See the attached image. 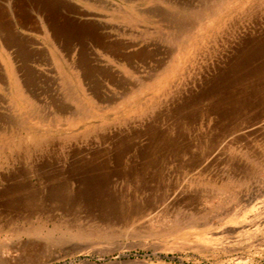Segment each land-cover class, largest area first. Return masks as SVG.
<instances>
[{"label":"rangeland","instance_id":"1","mask_svg":"<svg viewBox=\"0 0 264 264\" xmlns=\"http://www.w3.org/2000/svg\"><path fill=\"white\" fill-rule=\"evenodd\" d=\"M201 2L0 0V264H264V0Z\"/></svg>","mask_w":264,"mask_h":264},{"label":"bare ground","instance_id":"2","mask_svg":"<svg viewBox=\"0 0 264 264\" xmlns=\"http://www.w3.org/2000/svg\"><path fill=\"white\" fill-rule=\"evenodd\" d=\"M23 1V0H22ZM200 2H201V0H200ZM23 3V2H22ZM202 3V2H201ZM200 3V4H201ZM206 3V2H205ZM218 4V3H217ZM199 5V4H198ZM202 5V4H201ZM205 5V4H204ZM212 5V4H211ZM184 6V5H183ZM186 6V5H185ZM21 8V7H20ZM174 8V7H173ZM200 8V7H199ZM203 8V7H202ZM208 8V7H207ZM176 9V8H175ZM191 9H193V8H191ZM205 9V8H204ZM22 10H23V8H22ZM180 11H181V9H179ZM188 10V9H187ZM179 11V12H180ZM190 11V10H189ZM28 12V11H27ZM47 12V11H46ZM183 12V11H182ZM188 12V11H187ZM192 12V11H191ZM219 12V11H218ZM18 13V12H17ZM169 13V12H168ZM207 13V12H206ZM20 14V13H19ZM30 14V13H29ZM29 14H26V16H24V18H29ZM183 14V13H182ZM218 14V13H217ZM21 15V14H20ZM49 15L51 16V14L49 13ZM49 15L47 14L46 16H47V20H50V23L51 22H53V17H52V19H51V17H49ZM169 15V14H168ZM173 15V14H172ZM193 15H195V14H193ZM203 15H204V13H203ZM166 16V15H165ZM179 16V15H178ZM177 16V17H178ZM45 17V16H44ZM200 17V16H199ZM31 18H32V16H31ZM50 18V19H49ZM182 18V17H181ZM195 18V17H194ZM17 19V18H16ZM174 19H175V17H174ZM193 19V18H192ZM192 19H190V20H192ZM196 19V18H195ZM23 20V19H22ZM20 21V24H22V22L24 21ZM173 20V19H172ZM211 20V19H210ZM196 21V20H195ZM31 22V21H30ZM64 23V22H63ZM173 23V22H172ZM175 23V22H174ZM185 23H186V21H185ZM18 25H19V23H17ZM24 24V23H23ZM183 24H184V22H183ZM28 25V24H27ZM166 25V24H165ZM164 25V26H165ZM175 25V24H174ZM182 25V24H181ZM169 26V25H168ZM21 27V26H20ZM23 27V26H22ZM175 27V26H174ZM181 27V26H180ZM189 27V26H188ZM4 28V27H3ZM25 28V27H24ZM165 28V27H164ZM177 28H179V27H177ZM26 29V28H25ZM172 29V28H171ZM189 29V28H188ZM2 30V29H1ZM28 30V29H27ZM181 30V29H180ZM187 30V29H186ZM185 31V30H184ZM37 32V31H36ZM181 33V32H180ZM182 34V33H181ZM55 36V35H54ZM71 36V35H70ZM8 37V36H7ZM15 37V36H14ZM256 37V36H255ZM196 38V37H195ZM62 39V38H61ZM175 40V39H174ZM28 41V40H27ZM253 41V40H252ZM59 42V41H58ZM2 43V42H1ZM193 43V42H192ZM259 44V43H258ZM264 44V43H263ZM262 44V45H263ZM192 45V44H191ZM12 46V45H11ZM253 46V45H252ZM10 47V46H9ZM77 47V46H76ZM239 47V46H238ZM263 48V47H262ZM192 49V48H191ZM15 52V51H14ZM172 52V51H171ZM263 52V51H262ZM191 53H192V51H191ZM254 53V52H253ZM257 53H259V51L257 52ZM19 54V53H18ZM17 54V55H18ZM255 54V53H254ZM264 57V56H263ZM254 60V59H253ZM248 61V60H247ZM263 62V61H262ZM77 64V63H76ZM163 65V64H162ZM73 66H74V64H73ZM80 66V65H79ZM247 66V65H246ZM260 66V65H259ZM157 67V66H156ZM234 67V66H233ZM239 67V66H238ZM73 68V67H72ZM223 68V67H222ZM259 69V68H258ZM14 70V69H13ZM232 70V69H231ZM236 70V69H235ZM251 70V69H250ZM261 70V69H260ZM19 71V70H18ZM79 71H81V68H80V70ZM234 71V70H233ZM232 71V72H233ZM242 71V70H241ZM78 72V71H77ZM255 72H257V71H255ZM28 73V72H27ZM81 73V72H80ZM241 73V72H240ZM240 73H238V75L240 74ZM79 74V73H78ZM154 74V73H153ZM247 74V73H246ZM70 75V74H69ZM80 75V74H79ZM243 76V75H242ZM218 77V76H217ZM24 78V77H23ZM26 78V77H25ZM24 78V79H25ZM32 78V77H31ZM219 78V77H218ZM229 78V77H228ZM2 79V78H1ZM241 80V79H240ZM7 81V80H6ZM25 81V80H24ZM225 81V80H224ZM229 81V80H228ZM227 81V82H228ZM263 82H264V80H262ZM239 82V81H238ZM7 83V82H6ZM25 83V82H24ZM216 83V82H215ZM262 83V82H261ZM140 84V83H139ZM239 84H241L240 86H242V88H243V86H245V83L244 82H242L241 81V83H239ZM257 84V83H256ZM264 85V84H263ZM137 86V85H136ZM223 86V85H222ZM227 86V85H226ZM12 87V86H11ZM28 87V86H27ZM118 87V86H117ZM237 87V86H236ZM90 88V87H89ZM226 88V87H225ZM257 88H259V89H253L254 90V93H252L253 95H247L246 97H244L243 99H235V98H233L232 99V106H228V107H223L222 108V106H220V107H217L218 109L217 110H219L220 111V113L222 114H220V116H222L223 118H226V117H234V116H238L239 114H241V111L242 110H244V109H246V107H249V106H252L253 104H255V103H257V98L259 97V96H264V89H261V87H257ZM238 89V88H237ZM236 89V90H237ZM248 89H249V87H248ZM251 89H252V87H251ZM211 90V89H210ZM250 90V89H249ZM260 90V91H259ZM11 91V90H10ZM213 91V90H212ZM216 91V90H215ZM239 91V92H238ZM237 91V94H239V93H243L244 92V90L243 91H240V90H238ZM125 92V91H124ZM232 92V91H231ZM13 97L16 99V101H20L21 100V94H20V90L19 89H17V88H14V90H13ZM214 94V93H213ZM233 94V93H232ZM206 95H207V93H206ZM242 95V94H241ZM243 95H245V93H243ZM141 96V95H140ZM209 96V95H208ZM242 97V96H241ZM13 98V99H14ZM8 99V98H7ZM60 99V98H59ZM51 100V99H50ZM80 100V99H79ZM194 100V99H193ZM253 100V101H252ZM6 101V100H5ZM63 101V100H62ZM70 101V100H69ZM78 101V100H77ZM262 101V100H261ZM51 102V101H50ZM192 102V101H191ZM196 103V102H195ZM54 104H56V103H54ZM22 105V104H21ZM59 105V104H58ZM63 105V104H62ZM129 105V104H128ZM194 105V104H193ZM218 105H220V104H218ZM27 106V105H26ZM185 106V105H184ZM187 106V105H186ZM8 107V106H7ZM71 107V106H70ZM13 108V107H12ZM87 108H89V107H87ZM134 108H135V106H134ZM41 109V108H40ZM60 109V108H59ZM58 109V110H59ZM69 109V108H68ZM90 109V108H89ZM24 110V109H23ZM201 110V109H200ZM10 111V110H9ZM22 111V110H21ZM60 111V110H59ZM80 111V110H79ZM178 111V110H177ZM216 111V110H215ZM72 112V111H71ZM77 112H78V110H77ZM167 112V111H166ZM169 112V111H168ZM174 112V111H173ZM196 112V111H195ZM218 112V111H217ZM216 112V113H217ZM17 113H18V111H17ZM63 113H64V111H63ZM165 113V112H164ZM172 113V112H171ZM177 113V112H176ZM170 114V113H169ZM2 115H4V114H2ZM55 115V114H54ZM96 115V114H95ZM166 115V114H165ZM1 116V115H0ZM7 116H9V114L7 115ZM19 116V115H18ZM17 117V116H16ZM20 117V116H19ZM155 117V116H154ZM156 117H158V116H156ZM217 117V116H216ZM219 117V116H218ZM22 118H23V120L25 121V122H30V123H32V122H34V124H42L43 123V118L41 117V116H38L37 115V113H36V111L35 110H33V109H27V110H25V112L23 113V115H22ZM221 118V117H220ZM11 119V118H10ZM10 119H9V121H10ZM14 119V118H13ZM160 119H162V118H160ZM232 119V118H231ZM8 120V119H7ZM47 120V119H46ZM53 120V119H52ZM4 121V120H3ZM12 121V120H11ZM14 121V120H13ZM19 121V120H18ZM7 123V122H6ZM13 123V122H12ZM23 123V122H22ZM53 123V122H52ZM157 123H158V121H157ZM11 124V123H10ZM14 124H15V122H14ZM20 124V123H19ZM153 124H155V123H153ZM13 125V124H12ZM17 125V124H16ZM25 125H26V123H25ZM30 125V124H29ZM44 125V124H43ZM33 126V125H32ZM152 126V125H151ZM34 127V126H33ZM192 127V126H191ZM9 128V127H8ZM15 128V127H14ZM25 128H27V127H25ZM153 128V127H152ZM155 128V127H154ZM30 129V128H29ZM40 129H41V127H40ZM40 129L39 130H30V131H28V133L30 132V134H31V136L34 138V139H37V140H39L42 136H44V135H46L47 134V131H40ZM163 129V128H162ZM170 129V128H169ZM168 129V130H169ZM196 129V128H195ZM148 130V129H147ZM167 130V129H166ZM176 130V129H175ZM233 130V129H232ZM19 131V130H18ZM162 131V130H161ZM164 131V130H163ZM158 132V131H157ZM198 132V131H197ZM159 133H160V131H159ZM158 133V134H159ZM19 134V133H18ZM156 134V133H155ZM20 135V134H19ZM22 135V134H21ZM149 135V134H148ZM173 135H175V134H173ZM129 136V135H128ZM165 136V135H164ZM25 137V136H24ZM141 137V136H140ZM160 137V136H159ZM171 137V136H170ZM109 138V137H108ZM149 138V137H148ZM162 138V137H161ZM167 138H168V136H167ZM172 138V137H171ZM154 139H156L157 140V138H154ZM169 139V138H168ZM7 140V139H6ZM165 140V139H164ZM170 140V139H169ZM151 142V141H150ZM211 142V141H210ZM158 143V142H157ZM156 143V144H157ZM163 143V142H162ZM167 143V142H166ZM169 143V142H168ZM123 144V143H122ZM142 144V143H141ZM171 144H173V143H171ZM156 146H158V145H156ZM162 146V145H161ZM177 146V145H176ZM176 146H175V148H176ZM155 147V146H154ZM148 148V147H147ZM167 148V147H166ZM172 148V147H171ZM173 149V148H172ZM171 149V150H172ZM177 149V148H176ZM152 151V150H151ZM165 151V150H164ZM173 151V150H172ZM175 151V150H174ZM181 151V150H180ZM158 152V151H157ZM161 152V151H160ZM250 152V151H249ZM156 153V152H155ZM174 153V152H173ZM116 154V153H115ZM152 154V153H151ZM160 154V153H159ZM166 154V153H165ZM140 159V158H139ZM130 161V160H129ZM138 161V160H137ZM90 162V161H89ZM166 162V161H165ZM93 163V162H92ZM160 163V162H159ZM141 164V163H140ZM150 165H151V163H150ZM245 167H246V165H245ZM250 167V166H249ZM248 167V168H249ZM156 168V167H155ZM244 168V167H243ZM138 170V169H137ZM152 170V169H151ZM156 170V169H155ZM158 170V169H157ZM177 170V169H176ZM149 171V170H148ZM163 171V170H162ZM248 171V170H247ZM83 172V171H82ZM123 172V171H122ZM124 172H126V171H124ZM137 172V171H136ZM147 172V171H146ZM161 172V171H160ZM166 173V172H165ZM123 175H124V173H122ZM126 174V173H125ZM148 174V173H147ZM161 174V173H160ZM251 174V173H250ZM156 175V174H155ZM157 175H159V174H157ZM59 176V175H58ZM133 176V175H132ZM248 176V175H247ZM131 177V176H130ZM244 177V176H243ZM125 178V177H124ZM132 178V177H131ZM136 178V177H135ZM104 179V178H103ZM206 180V179H205ZM18 181V180H17ZM128 181V180H127ZM146 181V180H145ZM126 182V181H125ZM202 182V181H201ZM64 183V182H63ZM130 183H131V181H130ZM218 183V182H217ZM135 186V185H134ZM97 187V186H96ZM85 188V187H84ZM144 187H142V189H143ZM47 189V188H46ZM141 189V190H142ZM228 189H230L229 187H222V190H226V191H228ZM51 190V189H50ZM150 190V189H149ZM52 191V190H51ZM56 191H58V193H56V194H59V193H63V191H62V189H60V188H58ZM66 191V190H65ZM96 191H97V189H96ZM99 191V190H98ZM150 194V193H149ZM36 195V194H35ZM62 195V194H61ZM60 195V196H61ZM69 195V194H68ZM103 196V195H102ZM130 196V195H129ZM165 196V195H164ZM105 197H107V196H105ZM122 197V196H121ZM163 197V196H162ZM33 198H34V195H29L27 198H25V201H23L25 204L27 203H30V202H33ZM36 198V197H35ZM70 198V197H69ZM69 198H67L66 197V199L68 200ZM142 198V197H141ZM151 198V197H150ZM98 199V198H97ZM102 199V198H101ZM111 199H113L112 197H111ZM127 199V198H126ZM175 199V198H174ZM151 200V199H150ZM63 201V200H62ZM118 201V200H117ZM117 201H116V199L114 200H110V201H108V203L109 204H107L106 205V208H107V211H108V213L110 214V215H108V217H107V219H105L102 223H105V225H106V227H110V225H112V224H114V222H116V220H118L119 222L120 221H123L124 223H123V225H125V224H128V223H125V221L127 222L128 220L127 219H129V218H132L134 215H135V217L137 216V215H141V214H143V212H140V211H138V209H137V207L136 206H132V205H127L126 206V204L124 205V204H121V203H117ZM174 201H176V199L174 200ZM22 202V203H23ZM45 202V201H44ZM126 202H127V200H126ZM131 202V201H130ZM149 202V201H148ZM23 203V204H24ZM30 204H32V203H30ZM173 204V203H172ZM72 205V204H71ZM35 206V205H34ZM33 206V207H34ZM32 207V206H31ZM32 207V208H33ZM101 207V206H100ZM144 208V207H143ZM148 209H152V207H147ZM141 210V209H140ZM164 210H165V208H164ZM152 211V210H151ZM150 211V212H151ZM103 212V211H102ZM166 212V211H165ZM32 213V212H31ZM168 213V212H167ZM150 214V213H149ZM102 215V214H101ZM105 216V215H104ZM20 217V216H19ZM105 218V217H104ZM184 219V218H183ZM1 220V219H0ZM16 220V219H15ZM28 221V220H27ZM101 221V220H100ZM30 222V221H29ZM113 222V223H112ZM129 223H130V219H129V221H128ZM13 223V222H12ZM25 223V222H24ZM60 223V222H59ZM97 223V222H96ZM5 224V223H4ZM151 224V223H150ZM129 226H130V224H128ZM181 225V224H180ZM88 226V225H87ZM117 226V225H116ZM119 226V225H118ZM153 226V225H152ZM100 227V226H99ZM140 227V226H139ZM194 227V226H193ZM153 228V227H152ZM69 229V228H68ZM145 229V228H144ZM98 230V228H95V231H97ZM147 230H149V229H147ZM152 230V229H151ZM99 231V230H98ZM17 232H19V233H23V234H26V235H37V234H41V233H48L49 231H45L41 226H39V225H37V226H30L29 228H22V229H18L17 230ZM114 232H116V231H114ZM160 232V234H167L168 232H170V229H167V230H162V231H159ZM79 234L80 235H83V234H86V232L84 231V230H80V232H79ZM41 249V248H40ZM36 252V251H35Z\"/></svg>","mask_w":264,"mask_h":264}]
</instances>
